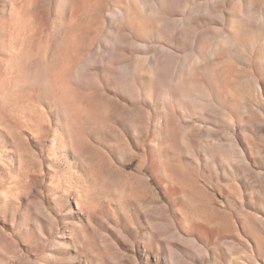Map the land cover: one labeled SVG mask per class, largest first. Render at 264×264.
Wrapping results in <instances>:
<instances>
[{
  "label": "rangeland",
  "instance_id": "1",
  "mask_svg": "<svg viewBox=\"0 0 264 264\" xmlns=\"http://www.w3.org/2000/svg\"><path fill=\"white\" fill-rule=\"evenodd\" d=\"M0 264H264V0H0Z\"/></svg>",
  "mask_w": 264,
  "mask_h": 264
}]
</instances>
